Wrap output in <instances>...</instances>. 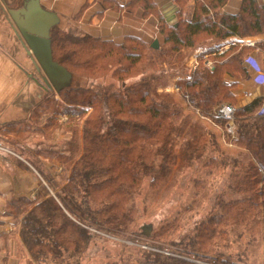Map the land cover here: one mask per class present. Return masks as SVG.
I'll list each match as a JSON object with an SVG mask.
<instances>
[{
  "label": "trees",
  "instance_id": "obj_1",
  "mask_svg": "<svg viewBox=\"0 0 264 264\" xmlns=\"http://www.w3.org/2000/svg\"><path fill=\"white\" fill-rule=\"evenodd\" d=\"M4 1L9 9L24 5V0ZM177 2L181 8L187 5V0ZM226 2L198 0L191 18L181 16L176 24L168 25L153 0H130L133 5L141 3L145 13L157 14L166 43L158 49L137 37L117 44L62 25L52 28L53 58L79 83L72 80L60 92L46 88L28 120L7 127L18 135L12 144L26 141L33 133L47 134L50 142L48 129L55 117L64 114L68 117L64 133L71 134L61 144L35 149L30 162L43 177L36 197L11 202L30 256L27 264L79 263L92 239L103 234L147 243L145 248L123 244L130 253L122 254L127 261L120 264H196L191 258L208 261L210 254L223 257L219 251L232 249L241 261H257L259 242L264 244V108L260 104L236 106L234 82L226 78L247 75L244 62L249 47L236 44L218 52L213 68L206 66L204 55L214 49L202 53L195 69L181 66L187 61L188 48L264 30V8L257 0H243L237 14L220 11ZM179 74L188 76L177 86L188 105L212 117L223 129L228 120L218 109L234 104L238 137L233 141L239 152L223 150L212 130L177 124L175 98L159 93L158 88L167 86L165 75ZM129 79L133 80L127 83ZM85 107L93 111L80 129ZM46 110L53 116L42 126L35 124ZM40 157L56 158L66 170L70 167L61 188L37 160ZM194 164L204 177L227 176L232 195L225 191L208 197L212 184L208 187L196 178L194 185L208 191L196 190L190 199L181 200L180 208L151 235H143L137 229L140 212L146 213L165 185L178 182ZM208 198L214 199L210 213L177 241V229L189 226L186 214ZM231 256L214 259L233 264L228 260Z\"/></svg>",
  "mask_w": 264,
  "mask_h": 264
},
{
  "label": "crops",
  "instance_id": "obj_2",
  "mask_svg": "<svg viewBox=\"0 0 264 264\" xmlns=\"http://www.w3.org/2000/svg\"><path fill=\"white\" fill-rule=\"evenodd\" d=\"M39 1L44 9L58 16L57 25H62L75 33H87L95 38L111 40L117 44H123L129 37H137L151 47L155 40L159 42L158 48L166 45L165 34L160 29L157 14L145 13L141 3L133 5L130 0ZM153 1L166 23L173 25L181 16L185 19L191 18L198 0H187L185 8H181L177 0ZM242 2L243 0H227L220 11L237 14L241 11ZM257 2L264 8V0H257ZM8 10L5 1L0 0V143L8 142V136L5 133L10 129L7 128L9 125L13 126V123L18 120L30 118L33 107L46 91L44 81L38 80L40 73L37 72L38 75L34 76L33 72L36 68L15 32L14 22ZM248 41H254L255 45H247ZM236 44H240V47H249L247 58L253 59L249 62L245 58L247 75L244 78L226 77L228 81L234 82L236 106L260 104L264 108V81L257 80L259 74H264V30L246 36L234 34L193 48L200 47V55L214 49V52L204 55L205 61L211 60L214 63L213 56ZM254 62L261 68V73L256 70ZM34 135L42 134H30L32 137L29 136L26 141H21L22 144L12 145L11 143V146L20 147L16 150L24 154L20 158L10 150L0 149V264H27L30 257L20 238V224L16 212L13 208L10 212L8 209L11 207V202L20 197L35 199L39 182L41 179L43 181V177L30 162L36 153L34 152L36 148L32 146ZM60 137L67 140L68 134L63 132L57 135L54 130L50 142L56 144L58 143L56 139H61ZM40 145H43L42 141L36 144L37 149L42 148ZM9 148L14 150L12 147ZM28 153H30L29 156H27ZM38 159L45 168L48 166L58 169L55 161L61 164L56 158L40 157Z\"/></svg>",
  "mask_w": 264,
  "mask_h": 264
},
{
  "label": "rangeland",
  "instance_id": "obj_3",
  "mask_svg": "<svg viewBox=\"0 0 264 264\" xmlns=\"http://www.w3.org/2000/svg\"><path fill=\"white\" fill-rule=\"evenodd\" d=\"M200 50H201L200 47L197 49H194V48L187 49L186 50V53L188 55L187 61L185 63H181V66L183 68H188V70L195 69V66L197 67L199 65V57L201 56ZM196 57H198V59H196ZM33 73L35 77L38 75L36 70ZM165 76L166 77L164 78L166 80H163V83L165 81L167 86L163 87L162 85L160 86L158 85L159 86L158 92L172 94V96L175 98V102H176L175 109L179 111L176 116L177 124L181 125L183 122V125H184V123L187 122L188 126L197 125L198 127H204L205 129L212 130L217 133L218 142L221 144L223 150L228 151V152L229 151H233V152L235 151L236 153L239 152L238 150L240 149L236 147L233 141L237 139L238 137V134L236 132V125H235V133H231L226 129V127L225 129H223L220 125H218L212 117L208 115L207 116L203 115L200 111L192 109L188 105L187 101L179 93V88L177 87L179 82L184 80L187 76H183V74L174 75V76H171V75H165ZM42 77H43V73L40 74V78L38 80H42ZM132 80L133 79L127 80V83L132 82ZM74 82L79 83V81L73 80V83ZM56 98H59L58 94H56ZM231 105L234 106V104H231ZM92 111H93L92 107H85V113L82 116V118H80V129H82L84 120L90 115ZM50 116H53L51 111H47V110L43 111L40 115V120L39 121L34 120V123L42 126L44 122L46 123L48 121V118ZM67 121H68V117L64 114H60L57 118L55 117L53 119V126L52 128L48 129V132H53L54 130H56L57 135L60 133H63L64 126ZM11 130L12 129H8L7 132L9 133L7 132L5 133V135L8 136L7 141L9 143L8 142L0 143V147L1 149L12 151V153L15 156H18V158H20V156H24V154H20L18 151H16V150H19L20 147L11 146V143L15 142V140L18 139V135L14 134ZM228 132L231 135L229 139L227 137ZM70 135L71 134L68 133V139ZM47 136H48L47 134L41 135V136L34 135L32 146L34 148H37L36 144L42 141L43 145L42 146L40 145V146L46 149L47 147L50 146V144H53L51 142L46 141V139H48ZM61 139H56V142H58L56 144H61L64 142V140H66L63 138ZM28 143L31 144L32 142L28 141ZM19 144H22V142H20ZM12 145H18V144L16 143ZM9 147L14 148L15 151L10 149ZM7 154L9 156H12L14 159L16 158L12 154H9V153ZM29 155L30 153L27 154V156ZM52 162H54V160H52ZM55 164L58 167V169L49 168L48 166H46L47 168H45V170H46V173L49 172V174H51L54 177V179L56 180L55 182H56L57 188L59 189L62 187V184L64 183L63 178L65 179L70 174V167H68L66 170L64 167L65 165H63L62 167V165L57 163V161H55ZM203 175H204L203 173L199 172L198 166L194 164L191 167V169H187L180 176V179L178 182L171 181V185H172L171 187L167 183L164 189L157 195L154 203L146 211V213L140 212V219L138 222L137 229L142 231L141 229L142 225H144V223L145 224L150 223L152 224V231H151V234H152V232L161 225L162 220H164L167 216H171L172 213H174L176 210L180 208L179 205H180L181 200L187 199V198L190 199L189 197H191L193 193L196 192V190H200L201 194H204L207 188L204 187L200 189L198 186H195L194 180L196 178H202V182L206 183L208 187H209V183L212 184V191L208 194V197H215L217 196L218 193L223 194L225 191L228 192V196L232 195L231 194L232 192L228 190V183H226V180L228 181L227 176L216 178L217 177L216 174H210V175H207L206 177H204ZM217 181L218 183H216ZM214 185L216 187H214ZM213 202H214V199L208 198L202 202V205L198 207L196 211L193 210L189 214H186V218H187L186 221L189 222V226L185 228L180 227L177 229L176 231V234L178 235L177 241H179L180 238H182V236L186 235L187 233H192V231L194 230L195 224L199 222L200 220H202L203 218H205L210 213ZM139 205H140V208L143 207L142 203H139ZM9 208H10L8 209L9 212L10 210H13L12 207H9ZM188 215L190 216V218H188ZM142 234L144 235L143 231H142ZM245 241L246 240L243 239V243H245ZM123 244L131 245V246L137 245L139 247L145 248L147 243L141 242V241L133 242L131 240H126L123 238H119V237L117 238V237H112V236L103 234V236L101 237H94L92 239L91 244H90L91 246L89 250L86 252L82 261H80L79 263L70 262V264H107L109 262L110 263L118 262L120 264L121 262L127 261V257L122 256V254L127 255L128 253H130L128 252V250L123 248L125 247ZM258 246H260V248L257 249L256 251L258 257H256L257 261L255 263L253 261L254 259H251V261H247V262H245V260L241 261L239 259V254L235 253L233 249L229 250L228 252L219 251L218 255L223 254V257L217 256L216 254H210L208 257L205 256L206 258H209L208 261L205 258L193 257L191 259L197 261L195 262L196 264H223V263H220L218 259H214V258L226 259L225 257H227V255L231 253L232 256L228 260L233 262V264H264V244L259 242Z\"/></svg>",
  "mask_w": 264,
  "mask_h": 264
},
{
  "label": "water",
  "instance_id": "obj_4",
  "mask_svg": "<svg viewBox=\"0 0 264 264\" xmlns=\"http://www.w3.org/2000/svg\"><path fill=\"white\" fill-rule=\"evenodd\" d=\"M14 22L15 32L38 73L42 74L46 88L60 92L71 85L72 73L53 58L51 30L59 23L58 16L44 9L39 0H26L18 9H9ZM153 48L159 47L155 40ZM144 235L149 236L152 224L141 227Z\"/></svg>",
  "mask_w": 264,
  "mask_h": 264
},
{
  "label": "built area",
  "instance_id": "obj_5",
  "mask_svg": "<svg viewBox=\"0 0 264 264\" xmlns=\"http://www.w3.org/2000/svg\"><path fill=\"white\" fill-rule=\"evenodd\" d=\"M247 45H251L254 46L255 42L254 41H248L246 42ZM221 52V51H219ZM247 60L250 62V60H253L251 57H248ZM205 64L209 67L212 68L213 67V62L210 60L205 61ZM253 64H255V68L258 71V73L261 71V68L259 67V65L254 62ZM261 73V72H260ZM257 80H259L260 82L264 81V74H259ZM235 106L231 105V104H224L222 105L219 109H218V113L221 117L227 119V124H226V129L231 132V133H235ZM1 149V147H0Z\"/></svg>",
  "mask_w": 264,
  "mask_h": 264
}]
</instances>
